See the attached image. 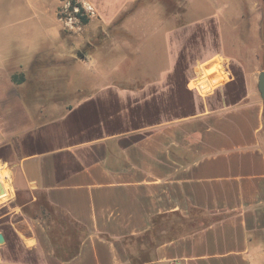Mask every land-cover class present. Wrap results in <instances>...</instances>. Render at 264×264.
<instances>
[{"label":"crops","instance_id":"obj_1","mask_svg":"<svg viewBox=\"0 0 264 264\" xmlns=\"http://www.w3.org/2000/svg\"><path fill=\"white\" fill-rule=\"evenodd\" d=\"M77 1L109 25L134 0ZM172 1L151 19L144 50L160 59L140 85L122 79L106 35L69 57L72 127L53 136L44 128L56 123V101L52 116L27 105L40 96L20 94L11 75L60 39V0H0V264H264V0ZM196 31L219 84L194 92L202 105L190 97L185 106L169 76ZM125 50L123 59L137 52ZM154 95L177 98L182 110L118 131L89 115V103L117 101L125 120L129 105Z\"/></svg>","mask_w":264,"mask_h":264},{"label":"rangeland","instance_id":"obj_2","mask_svg":"<svg viewBox=\"0 0 264 264\" xmlns=\"http://www.w3.org/2000/svg\"><path fill=\"white\" fill-rule=\"evenodd\" d=\"M75 1L81 4L83 8L81 15H86L88 21L83 23L79 16L74 15L75 10L70 11L68 9L69 0H60V4L57 8V19L58 23L61 25L60 39L57 40L55 44L48 45V47L44 48L35 56L24 73L25 81L20 84V94L29 96L31 99H36L40 96V102L35 104L27 103V105H40L39 107L41 110H39L41 112L45 110L47 115L49 114L52 116L53 113L52 106H54V103L49 101H56V123L49 125L50 127L47 126L44 128L50 134H53V136H57L58 133L62 134V132H66L67 128L72 127L71 121L69 120L70 117H65V115L71 105L70 98H74L75 94L68 92L66 90V85H68V81L74 78L72 77L74 73L71 70L70 61L71 59L75 60L79 57L76 51H80L82 55L96 46L98 42H101L105 35L108 36V40L111 43L113 40L116 42V46L119 49L117 51L122 58L120 60L122 79H135L136 83L140 85L144 80L152 78L151 74L153 72L151 70H146L145 67L151 66L150 64H155V61L160 59L159 50H148L147 53L144 50L146 49V45L151 41L150 35H148L150 34L149 27L152 25L151 19L153 15H159L162 10L167 13L175 9V2L172 0H134L129 6L122 8L121 12L113 21L114 23L102 25L96 19L97 13L93 6L86 3L82 4L77 0ZM110 25L111 27H109ZM129 29L130 31H128ZM194 35H196V37L193 38L192 35V37L188 39L187 46L189 47L182 51V54L177 60L182 67L186 68L185 78L184 80L174 78L172 82H175V79H177L180 84L184 85V95L196 99L198 104L202 105L203 102H199L200 99L198 94H195L197 92L188 90L186 84L196 73L199 74V69H204V65H200L204 61H207L206 59L211 50L201 49L202 45L205 44L201 31H198ZM41 45L43 46L44 43H41ZM41 45L35 44L36 47ZM139 47L142 49L138 50ZM128 48L130 52L134 50L137 52H135L136 54L134 56L131 55L128 59H123L125 58L124 52L127 51L125 49ZM14 53L16 57L15 60H19L20 51L15 50ZM70 56H72L71 59L69 58ZM14 62L15 61H12V63ZM206 63H208V61L205 62V67L207 66ZM170 76H172V74ZM143 93L146 94L145 92L137 91V97H141ZM152 98L158 99L157 103L160 110L166 111L168 114L174 115L182 110L181 102H177V98L175 97L172 99L171 95H154L149 101H151ZM183 103L185 106H189L190 104L185 100ZM211 105H213V103H211ZM50 106L51 111H49ZM43 108L45 109L43 110ZM34 109L35 108H31V114L36 117L37 113L36 109ZM160 113L157 117H153L152 115L148 116V119L144 123L158 121ZM44 129H42V132H44ZM262 141L264 146V132ZM0 173V179L2 180L4 178V172L1 171ZM6 208L7 205H0V214L3 213ZM6 218L7 217H3L0 221H4ZM1 227L7 230V232L9 231L7 225Z\"/></svg>","mask_w":264,"mask_h":264},{"label":"trees","instance_id":"obj_3","mask_svg":"<svg viewBox=\"0 0 264 264\" xmlns=\"http://www.w3.org/2000/svg\"><path fill=\"white\" fill-rule=\"evenodd\" d=\"M74 6L78 7V11L74 13V15L79 16L81 21L83 23H86L88 21V17L86 15H81V11L83 10L81 4L76 2L75 0H69V6L68 9L70 11H73ZM179 62V61H178ZM176 63V66L174 68V73H172V76L169 77L170 83L174 85L175 92H178V97L181 98L184 94V88L182 87V84L178 82L177 79L184 80L186 68L182 67L181 64ZM234 71V70H233ZM235 72V71H234ZM174 76V77H173ZM174 78L176 81L172 82ZM11 80L14 83H23L25 81V74L23 72L20 73H12ZM181 87V88H180ZM174 99V98H173ZM190 97L185 96V101L189 102ZM158 99L152 98L151 101H146L143 104H134L129 105L127 108V118L124 120L120 116V105L117 101H111L107 102L104 106V108H95L92 103H89L90 113L94 114L97 117L99 116L98 120L94 118V121H102L104 124V127L107 131H118L123 130L126 127H139L142 125L147 119L148 116L152 115L153 117H157V115L161 112L160 107L158 105ZM42 213H45L46 206L42 205ZM8 233V232H7ZM15 239V237L13 236ZM57 251V250H56ZM76 252V248L72 247L71 252L67 254H74Z\"/></svg>","mask_w":264,"mask_h":264},{"label":"built area","instance_id":"obj_4","mask_svg":"<svg viewBox=\"0 0 264 264\" xmlns=\"http://www.w3.org/2000/svg\"><path fill=\"white\" fill-rule=\"evenodd\" d=\"M73 10L77 12L78 7L74 6ZM212 79H213V75L211 74V71L209 70V68L206 66V68L201 70L199 74L196 73L195 76L189 79L188 85L190 86L191 90H194L198 94L205 96L215 91L216 87L219 84V82L213 83Z\"/></svg>","mask_w":264,"mask_h":264},{"label":"water","instance_id":"obj_5","mask_svg":"<svg viewBox=\"0 0 264 264\" xmlns=\"http://www.w3.org/2000/svg\"><path fill=\"white\" fill-rule=\"evenodd\" d=\"M77 55H81L80 52L77 53ZM257 89L258 92L263 99V106H264V70L259 71L258 76H257ZM4 242V236L0 232V244Z\"/></svg>","mask_w":264,"mask_h":264}]
</instances>
